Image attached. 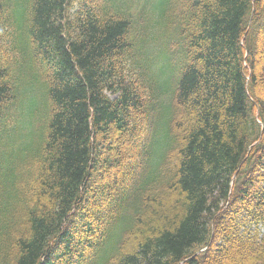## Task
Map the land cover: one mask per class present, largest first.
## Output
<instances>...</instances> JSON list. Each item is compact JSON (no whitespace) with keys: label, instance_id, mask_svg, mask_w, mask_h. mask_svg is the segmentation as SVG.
Here are the masks:
<instances>
[{"label":"trees","instance_id":"16d2710c","mask_svg":"<svg viewBox=\"0 0 264 264\" xmlns=\"http://www.w3.org/2000/svg\"><path fill=\"white\" fill-rule=\"evenodd\" d=\"M0 264H264V0H0Z\"/></svg>","mask_w":264,"mask_h":264},{"label":"rangeland","instance_id":"374dc122","mask_svg":"<svg viewBox=\"0 0 264 264\" xmlns=\"http://www.w3.org/2000/svg\"><path fill=\"white\" fill-rule=\"evenodd\" d=\"M96 175H97V174H96ZM103 175H104V177H102V178H103L104 182H109V181L111 180V176H112V174H111L110 172L105 171ZM100 178H101V177H100ZM100 178H99V177L96 178V176H95V177L93 178V180L98 181L99 184L101 183V184H100V187H101V186H103V184H102L103 182H101V179H100ZM96 190H97V189H96ZM259 231H260V233H261V231H262V227L260 228Z\"/></svg>","mask_w":264,"mask_h":264}]
</instances>
